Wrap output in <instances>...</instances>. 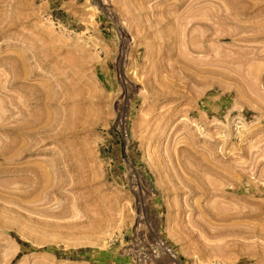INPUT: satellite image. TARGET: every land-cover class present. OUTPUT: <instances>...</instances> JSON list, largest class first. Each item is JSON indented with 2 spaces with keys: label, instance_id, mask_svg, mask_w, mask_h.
Segmentation results:
<instances>
[{
  "label": "rangeland",
  "instance_id": "1",
  "mask_svg": "<svg viewBox=\"0 0 264 264\" xmlns=\"http://www.w3.org/2000/svg\"><path fill=\"white\" fill-rule=\"evenodd\" d=\"M0 264H264V0H0Z\"/></svg>",
  "mask_w": 264,
  "mask_h": 264
},
{
  "label": "built area",
  "instance_id": "2",
  "mask_svg": "<svg viewBox=\"0 0 264 264\" xmlns=\"http://www.w3.org/2000/svg\"><path fill=\"white\" fill-rule=\"evenodd\" d=\"M156 247H157V249H161V250H163L164 245H163L162 242H157V243H156Z\"/></svg>",
  "mask_w": 264,
  "mask_h": 264
},
{
  "label": "bare ground",
  "instance_id": "3",
  "mask_svg": "<svg viewBox=\"0 0 264 264\" xmlns=\"http://www.w3.org/2000/svg\"><path fill=\"white\" fill-rule=\"evenodd\" d=\"M125 48V47H124ZM127 56V54H126V51L124 52H122V54H121V57H120V60H122L124 57H126ZM119 58V57H118ZM120 65V64H119Z\"/></svg>",
  "mask_w": 264,
  "mask_h": 264
}]
</instances>
